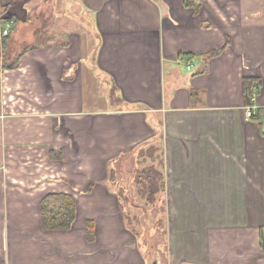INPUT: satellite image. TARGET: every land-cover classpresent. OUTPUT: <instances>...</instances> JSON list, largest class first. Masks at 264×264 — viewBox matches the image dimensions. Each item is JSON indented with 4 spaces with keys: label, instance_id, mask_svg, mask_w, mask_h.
<instances>
[{
    "label": "crops",
    "instance_id": "0c3cea01",
    "mask_svg": "<svg viewBox=\"0 0 264 264\" xmlns=\"http://www.w3.org/2000/svg\"><path fill=\"white\" fill-rule=\"evenodd\" d=\"M194 2L0 0L30 47L0 73V264H160L126 222L135 195L163 207L165 264H264V135L245 116L248 79L264 108V0ZM49 194L75 198L71 229L43 228Z\"/></svg>",
    "mask_w": 264,
    "mask_h": 264
},
{
    "label": "trees",
    "instance_id": "16d2710c",
    "mask_svg": "<svg viewBox=\"0 0 264 264\" xmlns=\"http://www.w3.org/2000/svg\"><path fill=\"white\" fill-rule=\"evenodd\" d=\"M185 5L197 9L194 0H185ZM9 37H11V34L4 42ZM29 49L30 47H26L20 53L18 51L13 54L5 53L4 56H0V73L2 70L17 68L20 58ZM3 50L6 52V48ZM255 83L253 79L245 81L247 94L251 92L252 86ZM262 112L259 111L258 115L260 116ZM138 180V187L140 188L141 194L144 197H148L150 203L154 204L156 202V195L162 191V185H160V181L162 180L161 175L155 169L144 170L138 175ZM147 181L148 184H146ZM40 209L42 225L45 230H69L76 220V200L70 195L49 194L42 200Z\"/></svg>",
    "mask_w": 264,
    "mask_h": 264
},
{
    "label": "rangeland",
    "instance_id": "374dc122",
    "mask_svg": "<svg viewBox=\"0 0 264 264\" xmlns=\"http://www.w3.org/2000/svg\"><path fill=\"white\" fill-rule=\"evenodd\" d=\"M45 27L46 26H44V28ZM14 28H15V22L11 30H13ZM11 37H9L5 42L4 40L6 38L2 42H0V56H4L5 53L7 54V53L18 52L22 49L19 45L15 44V42L10 41ZM4 48H6V52L3 50ZM115 168L117 169V166ZM123 168H124L123 171L124 173L123 174L120 173L119 176L122 179H125L126 183H129L130 179L134 180V176H135L134 169H132L131 172H126L129 170V168H131V164L127 160H125ZM112 177H115V180L117 182V170ZM136 179H138V177ZM136 190L135 192H137ZM135 197L136 200L132 202L130 205L123 204V207L125 209L126 222L128 224H133L137 228L139 234L142 235L141 237L144 242L143 248L145 244H147V246L149 247V249H151V251L153 248V252L149 254L150 260L152 259L156 260L158 258L160 264H165L166 253H167L165 224L167 223L162 217V214H164L162 213L163 207L161 204L154 206L148 205L144 200H142L137 195H135Z\"/></svg>",
    "mask_w": 264,
    "mask_h": 264
},
{
    "label": "built area",
    "instance_id": "2783aa9c",
    "mask_svg": "<svg viewBox=\"0 0 264 264\" xmlns=\"http://www.w3.org/2000/svg\"><path fill=\"white\" fill-rule=\"evenodd\" d=\"M14 22L10 23H3L0 25V42H2L5 38H7L11 34V28L13 26ZM191 68V64L188 65V69ZM259 84L255 83L252 86L251 92L247 94V105L245 107V116L249 121L258 120L259 124L262 128V133L264 135V113L262 115H258L259 111L264 112V108H260L257 105V97H258V91H259Z\"/></svg>",
    "mask_w": 264,
    "mask_h": 264
}]
</instances>
